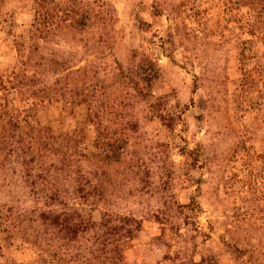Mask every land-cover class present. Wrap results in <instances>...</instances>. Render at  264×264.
Segmentation results:
<instances>
[{"label":"rangeland","instance_id":"374dc122","mask_svg":"<svg viewBox=\"0 0 264 264\" xmlns=\"http://www.w3.org/2000/svg\"><path fill=\"white\" fill-rule=\"evenodd\" d=\"M251 1L0 0V264H264Z\"/></svg>","mask_w":264,"mask_h":264},{"label":"trees","instance_id":"16d2710c","mask_svg":"<svg viewBox=\"0 0 264 264\" xmlns=\"http://www.w3.org/2000/svg\"><path fill=\"white\" fill-rule=\"evenodd\" d=\"M240 1H242V0H238V3L240 2ZM248 4L249 5H253L254 4V2H252L251 0H248ZM69 20H72V19H69ZM71 22V21H70ZM69 27H71V24H69ZM73 27V26H72ZM15 78V76H13V78L12 79H14ZM19 84H21V81H19L18 82ZM3 84V86H6V84L8 85H10V87H12L11 85H12V82H10V81H7V83H2ZM7 89H10V88H7ZM11 89H15V88H11ZM106 112V111H105ZM104 113V112H103ZM104 115V114H103ZM17 145H19V144H17ZM11 148V147H10ZM21 152H22V154H24V151H23V149H21L20 150ZM10 152L12 153V152H14L12 149H10ZM18 157H20V156H18ZM26 176L27 177H31V173L30 174H26ZM39 178H41V177H39ZM33 194H36L35 192L33 193ZM44 197H45V195H44ZM113 214H110V215H108L109 217H107V218H109V220H106L105 222H104V224H101V226L99 227V228H97L98 229V232H101V233H108V234H110V236L111 237H118V242L121 240V239H123V238H125V237H130V235L132 234V232L133 231H135L136 230V228H131V229H128V225H127V219H125V218H123V217H119V216H114L115 218L112 220V217H110V216H112ZM77 227H78V230L77 231H79L80 229L83 231L84 229L86 230V225H85V223H83V222H80L78 225H77ZM96 227V226H95ZM110 238V237H109ZM104 245H106V243H104Z\"/></svg>","mask_w":264,"mask_h":264}]
</instances>
